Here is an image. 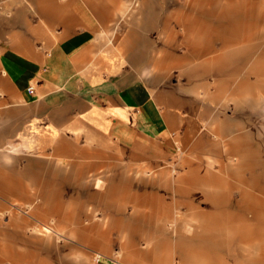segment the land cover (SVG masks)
<instances>
[{
  "label": "crops",
  "instance_id": "0c3cea01",
  "mask_svg": "<svg viewBox=\"0 0 264 264\" xmlns=\"http://www.w3.org/2000/svg\"><path fill=\"white\" fill-rule=\"evenodd\" d=\"M133 1L0 0V151L14 146L37 156L75 159L70 163H89L94 155L120 156L126 151L134 160H165L174 152L176 140L180 142L187 133L185 111L191 101L188 87L169 83L171 73L188 70L190 78L205 80L213 68L208 70L198 63L207 52L202 42L206 43L211 32H216L215 37L225 33L204 23H225L223 30L231 34L241 28L251 33L238 24L248 23L264 33V0H184L179 9L181 19L174 17L173 11H167L161 19L156 0H140L137 7ZM133 6L135 12L127 17V7L131 10ZM173 20L181 27L187 53L173 52L177 36L171 27ZM160 24L167 41L163 48H154L150 35L157 33ZM208 40L213 46V37ZM239 56L229 63L238 67L247 53ZM219 58L213 57L210 62ZM189 59L194 67L189 68ZM256 79L253 91L251 84L236 88L230 94L232 101L245 90L252 96L251 106L259 108L264 79ZM29 86L33 95L27 93ZM214 94V100H218L222 89ZM42 162H25L22 166L20 162H0V195L18 199L27 196L31 174L45 177L43 171L33 169ZM246 163L237 162L236 167ZM83 165L63 174V180L79 182L92 170ZM245 166H249L253 188L264 193L259 185L264 166L256 150L252 162ZM161 175L159 184H138L131 177L113 176L104 188L97 178L93 192L88 186L80 187L88 191V199L99 201L110 212L113 230L124 228L129 232L127 241L121 244L125 254L138 256L148 264H170L169 258L161 259L159 252L171 248L173 237L179 264H190L191 255H200L205 249L219 251L221 244L206 240L204 233L222 221L223 212L243 210L244 203L231 199L234 187L212 172L192 168L176 179L173 192L177 198L166 202L157 186L172 191L171 180L166 171ZM231 175L236 176L235 172ZM222 184L227 188L220 189ZM120 187L137 188L130 200L133 214L127 221L119 204ZM194 190L200 191V201L208 202L210 209L199 208L198 200L192 197ZM141 204L145 205L143 209ZM175 207H183V214L174 212ZM262 208L263 203L258 201L253 220L264 229ZM34 211L38 218L59 217L62 221L78 220L82 213L80 208L62 215L46 205H37ZM191 221L195 225H190ZM113 230L102 233L106 246L112 242ZM45 231L51 229L45 227ZM144 232L153 242L149 251L137 246ZM80 241L89 247L95 243L94 239Z\"/></svg>",
  "mask_w": 264,
  "mask_h": 264
},
{
  "label": "rangeland",
  "instance_id": "374dc122",
  "mask_svg": "<svg viewBox=\"0 0 264 264\" xmlns=\"http://www.w3.org/2000/svg\"><path fill=\"white\" fill-rule=\"evenodd\" d=\"M139 1L134 0L133 5L137 7ZM156 1L161 19L167 11H173L174 17L180 18L179 9L184 0ZM136 7L133 6L131 10L127 7V17L129 13L135 12ZM238 24L251 33H246L241 28L239 33L231 34L227 29L223 30L225 23L212 20L204 23L205 26L225 32L221 33L222 37H215L216 32H211L205 40L206 43L202 42V46L207 47V52L200 57L198 63L213 68H208L210 73L207 72L205 80L190 78L188 70H174L171 73L169 83L188 87L191 101L190 109L187 113L185 111L187 127L184 131L187 133L180 142L176 140L174 152L165 160H134L126 151L120 156L94 155L89 163H70L75 159H64L52 154L37 156L21 152L14 146L0 151V162H7L9 165L20 162L18 164L22 166L25 162L42 160L44 163L34 165L33 169L45 173V177L41 176L42 173L40 176L37 173L31 174L27 196H18V199L17 196L0 195V264H148L138 256L125 254L121 244L127 241L129 232L124 228L113 230L110 212L99 201L88 199L87 192L95 191L97 178L102 182V188L113 176L131 177L138 184H159L163 181L162 172L166 171L171 180L172 191L157 186V192L169 202L177 198L173 192L177 185L176 179L192 168H197L201 173L212 172L222 177L234 187L231 190L232 201H240L244 203V207L241 212L236 209L223 212L220 219L222 221L205 231V239L217 240L221 249L215 252L205 249L200 255L191 253L193 259L190 264H264V229L259 222L253 220L258 201L263 203L260 216L264 217V193L253 188L249 166H245L252 162L255 150L264 166V94H261L259 108L251 106L252 96L245 90H241L237 101H232L230 95L236 88L242 89L249 84L252 90V86L256 85V78L264 79V33L260 30L258 32L248 23ZM159 27L156 34L150 35L154 48H163L167 41L161 24ZM171 27L177 33L173 42L174 54L187 53L181 37V27L176 20L171 22ZM253 32L256 37L254 39ZM210 37H213V46L209 45ZM245 53L247 58L238 67L229 63L236 59V55L243 56ZM213 57L220 58L217 62H210ZM188 61L189 68L194 67L191 63L193 60ZM218 88L222 89V94L218 100H214L213 94ZM237 162L247 163L236 167ZM76 165L91 166L92 170L79 182H65L63 174L68 175ZM234 172L235 177L231 175ZM259 182L264 187V178ZM80 186H88L89 190L83 191ZM224 188L227 186L222 184L220 189ZM136 189H118L119 204L123 208L125 221L133 214L130 200ZM192 197L198 200L200 209H210L208 202L200 201L199 190L192 191ZM37 205H46L62 215L77 212L80 208L82 213L78 220L62 221L59 217L41 219L35 216L34 209ZM144 207L141 204L140 209ZM174 212L183 214L184 208L175 207ZM189 223L195 225L194 221ZM45 227L51 231L46 232ZM139 228L144 230L143 226ZM109 230H113L110 236L112 242L106 246L107 241L102 233ZM148 236L149 233L144 232L137 240V246L142 251H149L153 245ZM82 238L94 239L93 247L81 242ZM175 245L176 238L173 237L168 251L160 249L161 259L168 257L170 264H179Z\"/></svg>",
  "mask_w": 264,
  "mask_h": 264
},
{
  "label": "built area",
  "instance_id": "2783aa9c",
  "mask_svg": "<svg viewBox=\"0 0 264 264\" xmlns=\"http://www.w3.org/2000/svg\"><path fill=\"white\" fill-rule=\"evenodd\" d=\"M27 93H28L29 95H33L34 90H33V87H32V86H29V87L27 88Z\"/></svg>",
  "mask_w": 264,
  "mask_h": 264
}]
</instances>
